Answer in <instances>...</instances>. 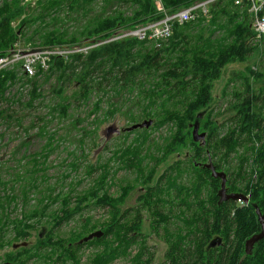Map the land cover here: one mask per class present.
<instances>
[{
  "label": "trees",
  "instance_id": "trees-1",
  "mask_svg": "<svg viewBox=\"0 0 264 264\" xmlns=\"http://www.w3.org/2000/svg\"><path fill=\"white\" fill-rule=\"evenodd\" d=\"M207 1L210 0H163V7L173 14ZM96 4L100 11L94 10ZM208 10L209 17L201 14L197 22L176 25L167 43L151 48L137 39L106 41L121 31L162 19L164 13L154 0H30L27 3L0 0V56L23 40L33 46L89 48L87 53L70 56L67 64L54 58L46 78L51 80L58 74L57 82L62 86L76 79L78 89L73 96L81 106L89 104L93 94L100 93L89 113L95 116V122L114 117L126 107L129 123L153 122L149 129L142 130L137 142L113 154L121 164L117 172L109 164L99 165L92 167L84 178L66 186L64 181L79 171L75 162L65 180L57 179L55 185L49 184L47 163L57 147L54 133L46 137L43 146L41 176L34 172V167L15 173V179L9 181L12 192H8V183L0 180V251L24 243L43 223L49 225L35 245L5 254L11 264H83V253L92 247L100 249L90 254L86 264L118 261L121 264L123 260L127 264H153L154 255L146 240L140 243L145 212L153 217L151 229L156 233L163 230V238L168 242L163 264H264V239L255 245L251 255L245 251L246 241L262 230L257 209L264 216V42L262 45L253 42L248 5L236 6L234 0H214ZM35 14L38 16L34 17ZM15 22H19L17 28L13 27ZM38 23L47 27L36 26ZM29 30L35 36L31 37ZM255 54L259 55L256 64L248 66L245 72H234L228 80L222 96L231 97L226 110L229 118L218 124L215 116L222 113L215 114L210 107L215 83L222 78L226 67L248 63ZM40 75L27 78L26 82L21 80L31 86L26 92L27 101L23 102V93L10 95L20 82L19 70L0 74V126L20 120L16 111L1 107V103H16L32 110L44 100L38 83L44 74ZM252 81H260L261 88L255 90ZM237 82L241 83V89L237 88ZM120 94L124 96V107L111 105L99 116L102 104ZM71 106V100L65 97L60 108H51L43 118L36 116L31 128L37 120L67 117ZM196 120L200 122V131L206 133L204 146L192 139L191 126ZM43 128H39V134L44 137ZM150 129L167 131L162 138L163 144L167 141L163 148L165 158L173 154L185 156V160L174 162L155 186L151 184L157 168L167 159L154 157L150 159L153 165H149L148 152L151 141L155 142ZM25 147L27 143L22 148ZM22 159L28 160L25 156ZM209 159L218 171L228 173V192L250 196L248 204L220 203L221 180L214 179L209 170L200 166ZM121 169L135 171L140 185L136 206L126 210L122 206L138 184L127 182L112 194ZM97 171L99 175L87 189L78 192L74 188V184L81 186ZM16 183H24L18 194ZM42 184H46L45 190ZM57 184L63 185V189L57 191ZM164 194L172 197L168 200L181 210L179 213L165 212L168 200ZM18 201L24 210L20 217L11 218L18 211ZM33 201L37 205L30 209ZM58 203L60 207L51 210ZM100 209L107 210L103 220L86 215ZM77 217L83 220L80 226L85 232L103 230L102 238L81 244V235L73 239L61 237L63 228ZM219 239L221 245L210 247ZM137 244H141L140 251L128 254Z\"/></svg>",
  "mask_w": 264,
  "mask_h": 264
},
{
  "label": "rangeland",
  "instance_id": "rangeland-1",
  "mask_svg": "<svg viewBox=\"0 0 264 264\" xmlns=\"http://www.w3.org/2000/svg\"><path fill=\"white\" fill-rule=\"evenodd\" d=\"M30 0H25V3L29 2ZM100 4V3H99ZM99 4L94 5L95 11H100ZM38 14H35L34 17H37ZM73 22V21H71ZM19 22H15L13 24L14 28H17ZM51 24V23H50ZM48 24V25H50ZM43 24H37L36 26H41ZM73 25H76L73 23ZM45 24L42 28H45ZM28 34L33 37L35 36L32 34V31L29 30ZM38 40V39H37ZM20 41V46L24 48H37V47H55V46H39V45H29V43ZM264 40L257 43V45H262ZM147 47H154L153 43H146ZM259 59V55L255 54L250 58L248 63L243 64H234L230 65L225 68L223 72L222 78L215 83V88L213 92V101L210 105L211 109L215 110L216 113H222L221 115L215 116V120L218 124L225 123L229 118L226 110L228 109V102L231 97L223 98L222 93L225 86L228 83V80L232 77L234 72H245V69L248 66H253L257 63ZM18 72L17 69H12L9 72ZM58 73V72H56ZM46 74L39 78L38 83L40 84V90L42 93L43 101L40 104L35 105V109L29 110L22 105L19 104H11V103H1V107L4 108H12L14 111L17 112V117L20 120L11 121L8 124H4L0 126V180L3 182L8 183V192H12L11 186L12 184L9 181L15 179V173L25 171V168H32L34 167V172L39 176L43 174L44 167L42 166L43 158H40L43 150V146L46 144V137L49 134L56 133V150L51 154L47 166V175L51 177L49 184L55 185L57 179L65 180L64 176L72 172V163H77L79 171L76 173H72V177L68 180L64 181V185L67 186L70 182L78 181L81 178L87 176L88 172L91 171V168L104 165L106 166L109 164V167L112 171H118L119 167L121 166L120 160H116L114 153H118L124 147L137 142L136 138L139 136L142 137L144 129L149 128H139L135 130H131L134 124L129 123V119L126 115L128 107H126L122 112H118L115 114L114 117H108L107 119L100 120L95 122V116H90V110L92 105L97 102L98 98L100 97V93L93 94L91 101L89 104L85 106L78 105L76 103L75 97L73 96L78 89V85L76 84V79L71 81L64 82V85H60L57 82L58 74L53 76L51 80L46 78ZM20 82L15 85L11 89L12 94H19L23 93L22 101H27V91H30L31 86L30 84H24L21 80L25 81L27 78L23 76V74L19 71ZM253 88L259 90L261 88L260 81H252ZM232 86L229 91L232 90ZM237 88L241 89L242 85L240 82H237ZM25 91V92H23ZM65 97H69L71 100L72 106L68 112V116L64 118H57L54 120H50L51 118H45L43 120H37L36 125L34 128H31L32 121L35 120L36 116L44 117L48 114L49 110L54 107L60 108L65 100ZM123 95H113L112 98H109L102 104V111L99 113V116H103L104 112H107L111 105H116L117 107H124L123 104ZM23 101V102H24ZM132 107V104L128 105ZM135 112H138L137 109H134ZM148 122V121H146ZM141 125L142 123H138ZM137 125V124H136ZM44 127V128H43ZM39 128H43L45 130L44 137L43 135L39 134ZM109 128H114L120 130V134L114 133L110 136L107 135V130ZM192 129V139H193V127ZM150 134H153L152 139H155V142L151 141L150 150L148 152L149 157V165H153L150 159L154 157H159V159H167L163 161L159 167L157 168V174L153 178L152 186L157 184L158 179L160 176L165 174L169 167H171L174 162L180 160H185L184 155H171L169 158H165L163 155V148L166 145V142L163 144L162 138L167 135V131L165 129H150ZM200 133H203L200 131ZM205 133V132H204ZM27 143V147L22 148L23 144ZM201 144V143H199ZM163 145V146H161ZM186 151V150H185ZM183 151L182 153H185ZM25 156L28 160H23L22 157ZM33 159V161L31 160ZM37 159V160H35ZM209 160L200 163V166L203 167L204 164H207ZM236 164L233 163V166ZM45 166V167H47ZM229 167V166H228ZM100 171H97L95 175L90 179H86V181L81 186H76L74 184V188L81 192L82 190L87 189L90 185H92V179L99 175ZM226 173V172H225ZM228 174V173H226ZM184 175H187V172H184ZM136 172H127L126 170L121 169L116 178H115V187L111 189L112 194H116L119 191L121 186L126 185V183H131L132 185L138 184V179H136ZM194 179L197 178L196 174L192 176ZM185 181H187V177H185ZM24 183H16L15 184V193H19L20 187L23 186ZM46 184H42V189L45 190ZM136 188L127 199L125 204L122 206L123 210L129 209L131 207H135L137 204V198L140 196V185H136ZM1 189L3 187L1 186ZM63 189V185L57 184L56 190L60 191ZM209 191V188H208ZM37 196V194H35ZM210 196V195H209ZM166 200L172 198L168 197L167 194H164ZM250 197V196H249ZM32 206L30 209H33L37 202L33 201ZM60 207L58 204H53L51 210L56 211ZM241 207V206H240ZM182 211L185 212L186 210L182 207ZM24 210L22 207L21 201H18V211H14L11 215V218L20 217L21 212ZM181 210L175 206H172L171 201L168 200V203L165 208V212L169 215H176ZM86 215H92L95 219L103 220L104 217L107 216V210H97L87 213ZM2 216V215H0ZM145 220L142 228V240H146L147 246L149 247L151 253H153V264H163L166 261V254L169 250L168 242L164 240L163 234L164 231L160 230L159 233H156L151 229V222L153 217L150 216L147 212L144 214ZM83 220L80 217H77L75 221L71 223V225L65 226L63 228V233L61 237L65 236L69 239L76 238V236H83L80 241L84 238L88 237L90 234L102 231L99 229H95L92 232H85L84 228L80 226V222ZM177 223L176 220H174ZM174 225V224H173ZM172 225V226H173ZM171 226V227H172ZM49 229V225L43 223L39 228L38 231H35L31 238L27 239L24 243H18L16 245H22L20 247H30L35 245L37 240L40 237H43ZM12 236V233H10ZM10 236V237H11ZM146 237V239H145ZM79 241V243H80ZM19 247V248H20ZM100 248L92 247L86 253H83V264H86V259L93 255L95 251L99 250ZM141 244H137V246L133 247L128 254H136L140 251ZM14 248L7 247L4 250L0 251V264L10 263L9 259L5 256L6 253L12 252ZM93 252V253H92ZM92 253V254H91ZM91 254V255H90ZM121 264H127L126 260L120 261ZM30 264H46L42 262H32ZM52 264V263H47ZM116 264H120L119 261Z\"/></svg>",
  "mask_w": 264,
  "mask_h": 264
},
{
  "label": "built area",
  "instance_id": "built-area-1",
  "mask_svg": "<svg viewBox=\"0 0 264 264\" xmlns=\"http://www.w3.org/2000/svg\"><path fill=\"white\" fill-rule=\"evenodd\" d=\"M164 17L158 21L141 25L134 29L121 31L115 38L106 42L120 39H137L141 42L153 43L160 48L173 36L176 25H186L197 22L202 14L209 17L208 5L214 0L200 3L189 8L181 9L173 14L168 13L163 7V0H154ZM236 6L248 5V12L251 18V28L253 31V42L257 45L264 40V0H234ZM200 11L202 13H200ZM89 48H63V47H37L24 48L20 46V41L3 56H0V74L12 69L19 70L24 77L32 79L46 74L50 71L54 58H59L70 63V56L76 53H87ZM40 75V76H41Z\"/></svg>",
  "mask_w": 264,
  "mask_h": 264
},
{
  "label": "water",
  "instance_id": "water-1",
  "mask_svg": "<svg viewBox=\"0 0 264 264\" xmlns=\"http://www.w3.org/2000/svg\"><path fill=\"white\" fill-rule=\"evenodd\" d=\"M153 125L152 121L148 122H143L141 125L137 124L132 127L131 130L139 129V128H149ZM193 127V140L196 143H201V145H205L206 143V133H200V122L199 120H196V122L191 126ZM120 134V130L114 129V128H109L107 130V135L110 136L111 134ZM203 167L211 172V175L214 179H219L221 180V188L219 191V197H220V203L224 202H229V201H235V202H243L244 204H248L250 202L249 197L240 194V193H228L227 190V179L228 176L225 172L223 171H218L216 167L214 166L213 162L211 159H209V163L204 164ZM258 213V220L261 223L262 230L259 234L253 235L250 239H248L245 243V251L247 255H251L255 245L264 239V216L261 214L260 210L257 209ZM104 235V232L102 231H97L92 234H90L88 237L84 238L80 243H87L89 241H92L94 239H100ZM216 245H221V240H214L211 244L210 247H215ZM22 245H14V249H18ZM26 244H24V247ZM10 264V263H6Z\"/></svg>",
  "mask_w": 264,
  "mask_h": 264
},
{
  "label": "flooded vegetation",
  "instance_id": "flooded-vegetation-1",
  "mask_svg": "<svg viewBox=\"0 0 264 264\" xmlns=\"http://www.w3.org/2000/svg\"><path fill=\"white\" fill-rule=\"evenodd\" d=\"M212 161V160H211ZM208 163H209V161H208ZM227 181H228V179H227ZM228 190V189H227ZM228 193H230V192H228ZM243 203V202H242Z\"/></svg>",
  "mask_w": 264,
  "mask_h": 264
}]
</instances>
